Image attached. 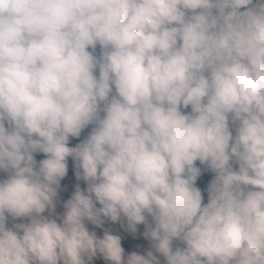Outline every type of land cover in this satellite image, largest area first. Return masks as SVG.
Masks as SVG:
<instances>
[{"label":"clouds","instance_id":"9594fccd","mask_svg":"<svg viewBox=\"0 0 264 264\" xmlns=\"http://www.w3.org/2000/svg\"><path fill=\"white\" fill-rule=\"evenodd\" d=\"M0 172V264H264V0H0Z\"/></svg>","mask_w":264,"mask_h":264},{"label":"rangeland","instance_id":"374dc122","mask_svg":"<svg viewBox=\"0 0 264 264\" xmlns=\"http://www.w3.org/2000/svg\"><path fill=\"white\" fill-rule=\"evenodd\" d=\"M97 51L99 54V47H97ZM186 111H191L190 107ZM91 127V126H90ZM69 146H74L72 139L70 138V144ZM41 158L37 161L39 162ZM69 164V171L68 175L61 181V189L59 190V203L57 204L56 211L60 214L63 213V202L69 199L72 195V193L75 191L76 184H80L81 188H85L86 185L83 181H77L75 178V169L73 162L71 158H69L68 161ZM196 165L201 168V176L196 181V186L201 189L202 195L204 197V203H207V187L211 180L214 178V174L211 171H208L206 169L205 165H200L199 161L196 162ZM7 174L0 172V180L6 179ZM99 207V205H97ZM14 222H20V221H14ZM27 222V221H24ZM13 222L10 221L7 226L11 227V224ZM121 223H123V227L121 226ZM87 227L90 231H95L97 233V236L101 237L103 236L104 230H109L114 235H120L121 236V245L125 250V256L130 254L131 252H137L141 255H146L147 251L153 250L151 248V241L144 238L142 235V231H138L133 234L129 230H127V223L126 221L113 223L111 221H106L104 226L102 228H96L94 225L87 224ZM174 246H181L179 245V242L174 241ZM154 251V250H153ZM155 255L159 256L158 253H155ZM161 260L163 261V257H161ZM92 264H109V262L104 261L102 257L99 255L97 258H95L92 261ZM164 264V263H163Z\"/></svg>","mask_w":264,"mask_h":264},{"label":"trees","instance_id":"16d2710c","mask_svg":"<svg viewBox=\"0 0 264 264\" xmlns=\"http://www.w3.org/2000/svg\"><path fill=\"white\" fill-rule=\"evenodd\" d=\"M89 50H90V49H89ZM97 54H98V51H97ZM97 74H98V73H97ZM90 131H91V127L89 126V128L85 129V130L82 132L81 137L79 138V140L76 139V138H71V139H72V142H73V144H74V146H75V144L79 143L80 140H83V139L87 136V134H88ZM35 155H36V159H37V161H38L40 158H41V159H44V158H45L44 154H42V153H38V154H35ZM137 230H138V231H142V232H144V231H145V227H144V225H138V226H137Z\"/></svg>","mask_w":264,"mask_h":264},{"label":"crops","instance_id":"0c3cea01","mask_svg":"<svg viewBox=\"0 0 264 264\" xmlns=\"http://www.w3.org/2000/svg\"><path fill=\"white\" fill-rule=\"evenodd\" d=\"M158 258H160V259H161V257H160V256H158ZM163 263H164V261H162V260H161V264H163Z\"/></svg>","mask_w":264,"mask_h":264}]
</instances>
